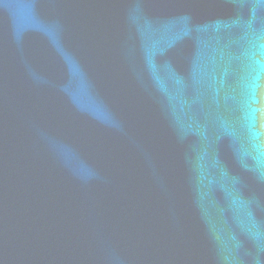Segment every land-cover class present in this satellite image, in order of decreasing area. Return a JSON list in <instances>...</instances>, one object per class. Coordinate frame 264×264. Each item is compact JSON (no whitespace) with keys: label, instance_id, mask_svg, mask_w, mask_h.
I'll return each instance as SVG.
<instances>
[{"label":"water","instance_id":"obj_1","mask_svg":"<svg viewBox=\"0 0 264 264\" xmlns=\"http://www.w3.org/2000/svg\"><path fill=\"white\" fill-rule=\"evenodd\" d=\"M0 264H264V0H0Z\"/></svg>","mask_w":264,"mask_h":264}]
</instances>
